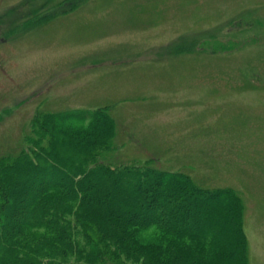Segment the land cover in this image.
<instances>
[{
	"label": "rangeland",
	"instance_id": "rangeland-1",
	"mask_svg": "<svg viewBox=\"0 0 264 264\" xmlns=\"http://www.w3.org/2000/svg\"><path fill=\"white\" fill-rule=\"evenodd\" d=\"M104 105L117 161L236 189L264 264V0H0V155L38 110Z\"/></svg>",
	"mask_w": 264,
	"mask_h": 264
},
{
	"label": "trees",
	"instance_id": "trees-1",
	"mask_svg": "<svg viewBox=\"0 0 264 264\" xmlns=\"http://www.w3.org/2000/svg\"><path fill=\"white\" fill-rule=\"evenodd\" d=\"M116 133L106 105L32 116L0 155V264H250L236 189L117 161Z\"/></svg>",
	"mask_w": 264,
	"mask_h": 264
}]
</instances>
